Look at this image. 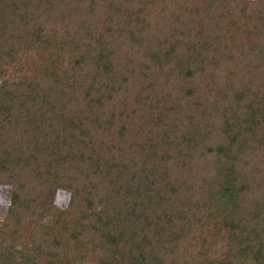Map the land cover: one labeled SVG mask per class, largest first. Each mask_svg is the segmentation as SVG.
<instances>
[{
  "label": "trees",
  "instance_id": "1",
  "mask_svg": "<svg viewBox=\"0 0 264 264\" xmlns=\"http://www.w3.org/2000/svg\"><path fill=\"white\" fill-rule=\"evenodd\" d=\"M0 184V264H264V0H0Z\"/></svg>",
  "mask_w": 264,
  "mask_h": 264
},
{
  "label": "rangeland",
  "instance_id": "2",
  "mask_svg": "<svg viewBox=\"0 0 264 264\" xmlns=\"http://www.w3.org/2000/svg\"><path fill=\"white\" fill-rule=\"evenodd\" d=\"M248 1L250 4L251 1H255V0H248ZM204 161L205 160L203 158L198 159L197 164L200 165L199 167H201L204 164ZM9 196H10L9 185L0 184V215L5 210L7 204L9 203ZM67 201H68V192L62 189L58 190L55 195V204L61 207V206H65ZM84 264H100V262L88 260V261H85Z\"/></svg>",
  "mask_w": 264,
  "mask_h": 264
}]
</instances>
